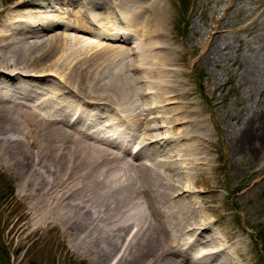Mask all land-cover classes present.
I'll list each match as a JSON object with an SVG mask.
<instances>
[{"label": "bare ground", "instance_id": "1", "mask_svg": "<svg viewBox=\"0 0 264 264\" xmlns=\"http://www.w3.org/2000/svg\"><path fill=\"white\" fill-rule=\"evenodd\" d=\"M14 1L0 0V169L20 185L22 227L68 233L97 264H255L242 235L208 213L222 206L212 205L223 199L219 141L175 68L165 1ZM219 19L201 64L217 63L225 45ZM73 33L137 41L126 50ZM240 77L263 84L264 55H246ZM217 127L230 158L254 155L264 109Z\"/></svg>", "mask_w": 264, "mask_h": 264}, {"label": "rangeland", "instance_id": "2", "mask_svg": "<svg viewBox=\"0 0 264 264\" xmlns=\"http://www.w3.org/2000/svg\"><path fill=\"white\" fill-rule=\"evenodd\" d=\"M164 1L166 35L177 51L172 55L178 61L175 68L185 73L181 79L195 92L198 105L205 109L204 116L209 120L211 134L219 141L212 154L219 166V182L213 184L218 186L216 189L221 191L223 199L212 205L222 206L221 210L216 208L208 213L215 221L222 219V226L230 233L242 235L248 244L249 260L252 259L255 264H264V139L258 144L262 147L260 152L249 156L241 155L238 159L230 158L223 143L217 139V126L223 130L233 129L242 122L247 108L258 110L259 113L264 109V82L255 88L252 83L243 81L240 77L246 55H264V0H232V7L229 9V0ZM129 2L127 0V4ZM12 3L13 1L7 5L11 6ZM94 13L103 17L106 11L100 8L94 10ZM144 13L142 18L148 16V13ZM222 16L226 20L227 29L223 33L220 30L215 36L220 34L225 45L218 52L217 63L201 64L198 61L199 51L207 40L213 38L209 31L221 26L219 18ZM80 35L92 41L87 38L90 35ZM94 39L96 41L92 42L97 45L101 43L97 41L102 40L103 44L126 46V50L132 48V44L137 41ZM178 55L181 57H177ZM131 75L133 76L130 77H137L138 83L143 79L145 70L132 71ZM134 78L132 80L135 82ZM155 79L151 78L154 86ZM138 85H142V82ZM159 90L151 88V93ZM214 100H217L216 105L212 104ZM211 114L215 117V123L211 120ZM19 192L20 185L15 176L4 168L0 169V264H97L93 263L90 252H79L68 233L40 230L30 235L29 230L22 227L29 218L21 217L22 202ZM30 199L32 198H27L25 202H30Z\"/></svg>", "mask_w": 264, "mask_h": 264}]
</instances>
